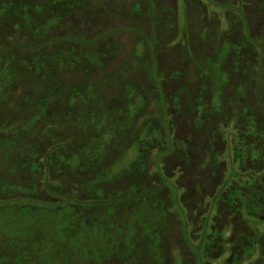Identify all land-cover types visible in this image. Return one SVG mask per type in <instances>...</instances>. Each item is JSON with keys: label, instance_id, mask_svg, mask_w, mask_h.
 <instances>
[{"label": "rangeland", "instance_id": "1", "mask_svg": "<svg viewBox=\"0 0 264 264\" xmlns=\"http://www.w3.org/2000/svg\"><path fill=\"white\" fill-rule=\"evenodd\" d=\"M27 1L26 14L1 15L0 55L19 64L65 51L78 62H53L44 76L20 69L0 93V264H264V209L232 195L264 189V138L248 126L250 116L264 125V0H87L47 31L52 0ZM95 53L99 63L84 58ZM88 85L102 101L70 106ZM47 98L55 103L25 131ZM129 102L142 103L132 119ZM104 115L121 127L101 155L64 164L104 134ZM147 127L159 135L140 166L95 182ZM147 225L160 231L164 260Z\"/></svg>", "mask_w": 264, "mask_h": 264}, {"label": "trees", "instance_id": "2", "mask_svg": "<svg viewBox=\"0 0 264 264\" xmlns=\"http://www.w3.org/2000/svg\"><path fill=\"white\" fill-rule=\"evenodd\" d=\"M87 0H52V15L51 18L48 20V22L45 24L42 29L44 31H47L49 28L54 27L57 25L60 19V13L63 9H72V8H79L82 5L85 4ZM33 7L30 5V3L27 0H11L0 3V17L1 15H10L14 12V16H21L23 14H26L29 12ZM94 55V54H93ZM97 55L98 60L93 61L91 58L92 55H87L84 57L89 61V63H99V59L102 57L101 53H95ZM222 59V58H220ZM82 61V58H81ZM58 64L59 67H66L69 68L70 66H76V62H78V59L71 56L69 53L65 51H61L51 57H41V58H34L29 60H23L21 63L18 64L16 58H9L4 57L3 55H0V93L5 92L6 90H9L12 87V84L18 76V72L20 69L22 70H29L33 73H36L38 75L46 74L48 75V72L50 73L53 71L51 69V63ZM80 62V60H79ZM221 62V60L219 61ZM220 64V63H219ZM215 85L213 88V105L217 108L220 107L221 104V82L222 78H215ZM221 81V82H220ZM131 88V87H128ZM132 89V88H131ZM88 93H90L91 96H88ZM131 95V94H130ZM102 101L101 97L98 93V88L94 85H88L85 88H75L71 92V96L69 99V105L75 106V105H82L87 104L90 102H99ZM54 99L47 98L46 100H42L38 103V113L31 118L25 125L24 130L25 131H31L35 125L38 123L41 117L47 115L48 108L53 106ZM142 103L134 102L127 104L124 108V110L128 113V117L130 119L133 118V116H136V114L139 111V108ZM121 110L119 113L121 114ZM202 112L203 109L201 107ZM201 112V111H200ZM114 117V116H113ZM100 124L106 125L104 129V134L96 139H92V142L89 144V147L87 150H84L80 153H74L71 157H67L63 159V163L66 165H72L79 167L81 163H83L84 158H97L104 149V143L111 139L115 132L120 128L121 124L119 123V118L117 117H108V115H104L103 118L100 121ZM250 128L249 134H254L261 136V138H264V125L258 123L255 117L250 116L249 118V124ZM143 133L140 135L138 140H136L130 149L126 152V154L119 158L116 162H114L113 165H111L109 168L105 169L101 174H99L95 180L97 183H103V182H110L113 179L120 176L123 172L132 170L137 166H140V164L143 162V149L145 148V144L147 143L148 137L150 136H156L158 137L157 131H152L151 128L147 127L144 129ZM151 130V131H150ZM259 153L261 155H264V148L261 147ZM260 155V156H261ZM137 168V167H136ZM233 197L236 199H241L245 203L246 206H250V209L253 210H260V208L263 207L264 209V203H260L259 199L264 197V189L260 190L258 193L253 190L252 192L246 193L243 192L241 189L238 191H234L232 193ZM152 213L154 214L155 218L158 219V216H160L161 219L164 221L167 213L165 210V202L162 200H156L152 204ZM147 206V204H146ZM146 208V209H145ZM142 209L141 213L147 214V207ZM161 212V213H160ZM32 217L35 218V221L43 220L44 218H47V216H42L41 214L37 215L36 213L33 214ZM134 220H140L141 217L133 216ZM129 224L122 225L121 228H119V233L121 237L124 236V238H127V242L131 243V239L134 233L126 235L127 228L129 229ZM159 229L157 226H153L150 228V226L147 225L146 229L144 230V235L148 236L149 238V246L150 251L153 254H156V258L158 257L160 260H164L163 255H161L160 250V244H161V235L159 233ZM92 234H95L96 232L92 231ZM126 235V236H125ZM246 252H249L248 249H246ZM247 254V253H246ZM228 263V262H227ZM230 263V262H229ZM228 263V264H229Z\"/></svg>", "mask_w": 264, "mask_h": 264}, {"label": "flooded vegetation", "instance_id": "3", "mask_svg": "<svg viewBox=\"0 0 264 264\" xmlns=\"http://www.w3.org/2000/svg\"><path fill=\"white\" fill-rule=\"evenodd\" d=\"M11 214H12V221H14V208L11 210ZM92 231H94V230H92ZM62 236H63V238H66L67 237V232L64 230L63 232H62ZM14 237V236H13ZM86 236H84V238H85ZM95 238V237H97V236H95V234H92L91 235V238ZM108 239L110 240V237H108Z\"/></svg>", "mask_w": 264, "mask_h": 264}]
</instances>
